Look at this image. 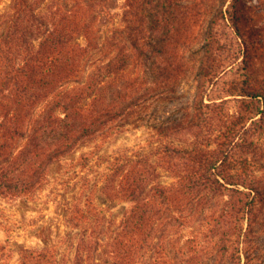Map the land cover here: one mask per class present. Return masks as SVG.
Listing matches in <instances>:
<instances>
[{"label":"trees","instance_id":"1","mask_svg":"<svg viewBox=\"0 0 264 264\" xmlns=\"http://www.w3.org/2000/svg\"><path fill=\"white\" fill-rule=\"evenodd\" d=\"M43 1L47 0L39 3ZM111 1L67 0L69 5L43 13L38 0H14L10 11L0 12V194L33 197L47 181L50 167L69 158L77 146L108 137L112 131L119 132L131 118H136L132 124L142 122L141 111L149 98L156 100L157 95L150 94L170 83L172 75L159 61L154 62L158 70L155 86L146 88L144 77L133 76L130 71L143 64L149 44L146 22L155 32L161 31L163 1L126 0L125 25L121 28L117 27V14L108 7ZM174 2L170 0V7H175ZM94 5L100 8L95 16ZM239 10V0H232L219 18L237 35H241ZM98 20L101 27L95 30ZM174 23L173 20L166 36L158 38L156 45L151 44L158 59L177 44ZM81 39L84 43H80ZM220 46L219 32L212 27L199 61L201 80H209L211 85L221 80L228 68L226 59L217 55ZM102 57L108 62L102 63ZM239 60L234 58L230 66ZM119 80L125 83L121 91ZM212 92L215 91L211 89L207 95L211 101L215 100ZM227 93L241 96L255 106L259 104L250 118L251 125L242 127L234 146L264 168V150L253 140L252 133L264 119V89L242 87L241 91ZM153 128L164 137L173 130L162 125ZM163 153L175 155L180 151L175 148ZM189 155L192 160L201 158L205 167H185L187 174L180 180L185 181L181 186H185L182 191L186 194L197 187L220 192L227 184L237 182V175H226L225 167H218L230 155L223 153L213 164V157L204 150L195 149ZM129 162L134 167H128ZM157 168L147 155L138 154L134 161L126 155L109 160L101 174L100 191L110 202L118 199L132 205L120 223L108 219L103 207L89 196L93 193H85L84 201L69 204L67 222L79 231L80 237L74 264H145L143 251L146 247L149 251L151 246L147 244L152 223L163 211L154 205L153 197L167 199L172 191L154 184ZM247 188L261 196L259 187ZM172 203L177 205L175 200ZM59 254L56 247L49 245L22 248L19 264H64ZM11 259L12 250L0 241V264H11Z\"/></svg>","mask_w":264,"mask_h":264},{"label":"rangeland","instance_id":"2","mask_svg":"<svg viewBox=\"0 0 264 264\" xmlns=\"http://www.w3.org/2000/svg\"><path fill=\"white\" fill-rule=\"evenodd\" d=\"M13 1L0 0V12L10 11ZM125 1L108 3L117 14L118 28L125 25ZM162 1L161 31L155 32L146 22V43L149 44L145 47L143 64L130 71L133 76L144 77L146 88L155 86L158 70L154 69V62L159 61L172 75L170 83L150 94L157 95L156 100L149 98L141 111L142 122L132 124L136 118H131L119 132L115 130L108 137L77 146L69 158L50 167L47 181L33 197L12 198L0 194V241L12 250L11 264H19L22 248L46 245L58 249L64 264H74L80 237L79 231L68 225L69 204L84 201L85 193H93L89 196L103 207L108 219L120 223L132 205L125 200L108 201L99 189L101 174L112 158L126 155L134 161L138 154L147 155L153 167H158L154 184L172 188L170 198L153 197L154 205L163 211L152 223L147 244L151 246L149 251L147 247L143 251L145 264H264V168L250 154L234 146L242 127L251 125L250 118L255 116L259 104L255 106L241 96L227 93L233 89L241 91L242 87L264 89V0H239L241 35L219 20L220 12L227 10L232 0H175L174 8L170 7V0ZM61 5L69 3L67 0L43 1L41 12L47 13ZM92 9L95 16L100 8L94 5ZM173 20L178 29L175 31L177 44L158 59L151 44L156 45L158 38L166 36ZM97 27H101L99 20L95 30ZM212 27L221 39L217 55L226 59L228 67L214 85L209 80H201L199 75V61ZM117 39H120L118 34ZM80 43H84L83 39ZM234 58L240 60L231 67L230 61ZM107 62L102 57V63ZM119 85L121 91L124 81L119 80ZM211 89L215 91L211 94L213 101L207 97ZM260 124L253 129V140L264 150V119ZM155 125L173 130L168 137L160 136L153 128ZM175 148L180 153H163ZM195 149L212 156L211 164L223 153L230 155L218 167H225L226 175H237V182L227 184L220 192L203 190V187H197L191 194L183 192L185 186L181 185L185 181L180 177L186 176L185 167H205L201 158L189 157ZM83 156L88 160L86 164ZM131 163L128 167H134ZM252 186L259 187L261 196L247 188Z\"/></svg>","mask_w":264,"mask_h":264}]
</instances>
